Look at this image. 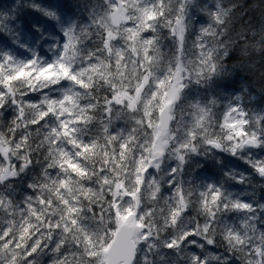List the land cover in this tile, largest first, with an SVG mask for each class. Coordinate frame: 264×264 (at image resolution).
<instances>
[{
  "label": "clouds",
  "instance_id": "1",
  "mask_svg": "<svg viewBox=\"0 0 264 264\" xmlns=\"http://www.w3.org/2000/svg\"><path fill=\"white\" fill-rule=\"evenodd\" d=\"M0 264H264V0H0Z\"/></svg>",
  "mask_w": 264,
  "mask_h": 264
}]
</instances>
